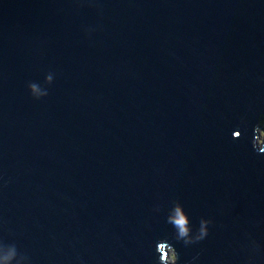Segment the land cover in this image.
Here are the masks:
<instances>
[{
  "label": "water",
  "instance_id": "95a60500",
  "mask_svg": "<svg viewBox=\"0 0 264 264\" xmlns=\"http://www.w3.org/2000/svg\"><path fill=\"white\" fill-rule=\"evenodd\" d=\"M260 112L264 0H0V264H264Z\"/></svg>",
  "mask_w": 264,
  "mask_h": 264
},
{
  "label": "clouds",
  "instance_id": "9594fccd",
  "mask_svg": "<svg viewBox=\"0 0 264 264\" xmlns=\"http://www.w3.org/2000/svg\"><path fill=\"white\" fill-rule=\"evenodd\" d=\"M52 81V73L46 74L44 77V85H50ZM41 87V85L34 82L27 84L28 93L31 98L39 100L47 95L46 88H44L43 92L38 94V90ZM258 129H264V112L256 114L255 124L252 126V137L250 141L252 150L256 152L257 155H261L264 154V146H260L256 139ZM232 137L234 139L240 138L241 132H232ZM166 223L172 226V238L177 242H182L184 246H189L203 241L208 236V226L212 224V220L201 217L198 227L195 231H193L189 217L184 211V206L179 200H174L171 207L168 209ZM247 247L250 253L248 256V264H254L255 253L259 250V245L256 241L251 240L249 241ZM154 254L156 256V264H180L179 253L173 244L169 242V238L167 236L161 237L155 241Z\"/></svg>",
  "mask_w": 264,
  "mask_h": 264
},
{
  "label": "trees",
  "instance_id": "16d2710c",
  "mask_svg": "<svg viewBox=\"0 0 264 264\" xmlns=\"http://www.w3.org/2000/svg\"><path fill=\"white\" fill-rule=\"evenodd\" d=\"M261 131H263V136H262V139H260L259 141H262V142H264V129H259V135H260V133H262Z\"/></svg>",
  "mask_w": 264,
  "mask_h": 264
},
{
  "label": "rangeland",
  "instance_id": "374dc122",
  "mask_svg": "<svg viewBox=\"0 0 264 264\" xmlns=\"http://www.w3.org/2000/svg\"><path fill=\"white\" fill-rule=\"evenodd\" d=\"M262 133H260V135L257 136V140L259 141L260 139H262V134H263V131H261Z\"/></svg>",
  "mask_w": 264,
  "mask_h": 264
}]
</instances>
